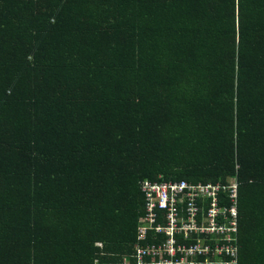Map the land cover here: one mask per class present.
<instances>
[{"label": "trees", "instance_id": "obj_1", "mask_svg": "<svg viewBox=\"0 0 264 264\" xmlns=\"http://www.w3.org/2000/svg\"><path fill=\"white\" fill-rule=\"evenodd\" d=\"M230 177L264 264V0H0V264L118 262L141 182Z\"/></svg>", "mask_w": 264, "mask_h": 264}, {"label": "built area", "instance_id": "obj_2", "mask_svg": "<svg viewBox=\"0 0 264 264\" xmlns=\"http://www.w3.org/2000/svg\"><path fill=\"white\" fill-rule=\"evenodd\" d=\"M140 190L144 213L134 252L111 264H238L235 179L206 185L145 180Z\"/></svg>", "mask_w": 264, "mask_h": 264}, {"label": "rangeland", "instance_id": "obj_3", "mask_svg": "<svg viewBox=\"0 0 264 264\" xmlns=\"http://www.w3.org/2000/svg\"><path fill=\"white\" fill-rule=\"evenodd\" d=\"M229 181H234V178L233 177H230V179L228 180ZM237 211H238V200H237Z\"/></svg>", "mask_w": 264, "mask_h": 264}, {"label": "crops", "instance_id": "obj_4", "mask_svg": "<svg viewBox=\"0 0 264 264\" xmlns=\"http://www.w3.org/2000/svg\"><path fill=\"white\" fill-rule=\"evenodd\" d=\"M95 262H97V264H100L97 260ZM94 264H96V263H94Z\"/></svg>", "mask_w": 264, "mask_h": 264}]
</instances>
